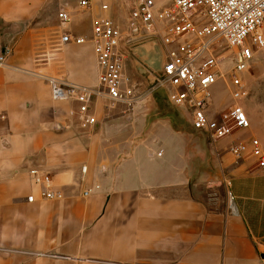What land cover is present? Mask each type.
<instances>
[{
  "label": "crops",
  "instance_id": "crops-1",
  "mask_svg": "<svg viewBox=\"0 0 264 264\" xmlns=\"http://www.w3.org/2000/svg\"><path fill=\"white\" fill-rule=\"evenodd\" d=\"M18 53L0 68V264H264V171L253 158L219 155L238 134L213 145L173 115L155 122V140L143 130L132 145L124 124L143 104L81 127L76 103L54 100L37 74L96 86L91 44ZM31 167L63 198L41 199Z\"/></svg>",
  "mask_w": 264,
  "mask_h": 264
},
{
  "label": "built area",
  "instance_id": "built-area-1",
  "mask_svg": "<svg viewBox=\"0 0 264 264\" xmlns=\"http://www.w3.org/2000/svg\"><path fill=\"white\" fill-rule=\"evenodd\" d=\"M98 4L103 14L91 22L88 37L63 32L61 45L90 43L98 71L97 85L74 84L62 77L38 73L50 87L54 100L71 99L70 111L81 127L97 122L98 102L108 111L119 106L133 107L140 96L125 72V55L139 39L159 41L165 48L164 58L152 89H169L172 105L188 111L194 129L204 131L215 143L236 131L248 130L250 121L243 106L249 92L241 79L258 52H264V0H130L125 29L106 13L107 0H79L78 6L89 9ZM62 25L71 22L65 9L57 13ZM233 49L228 93L219 103L212 100V87L224 77L220 70L218 42ZM7 45L0 49V68L8 66L11 54ZM228 151L236 160L253 158L264 171V149L258 139L233 142ZM161 152H157L160 155ZM86 166H82L84 173ZM28 177L38 195L45 200H60L62 192L53 188L51 175L39 167L28 169ZM97 187V186H96ZM91 189H85L88 196ZM30 193L27 202L35 201Z\"/></svg>",
  "mask_w": 264,
  "mask_h": 264
},
{
  "label": "rangeland",
  "instance_id": "rangeland-1",
  "mask_svg": "<svg viewBox=\"0 0 264 264\" xmlns=\"http://www.w3.org/2000/svg\"><path fill=\"white\" fill-rule=\"evenodd\" d=\"M107 1L110 9L106 14L119 27L125 29L130 0ZM78 2L79 0H0V5H7L9 8L2 14L0 13L3 16H0V24L3 23L7 28L6 31H0V48L5 45L9 46L12 51L17 48V51L20 52L18 53L19 56L24 54L28 57L32 48L35 51L45 50L53 45L59 48L61 46L60 37L63 32L88 37L91 32L92 20L103 13L100 11L98 4L89 9H82L78 6ZM61 9H65L71 14V22L68 24L62 25L57 17V13ZM164 52L165 48L159 41L139 39L130 49L128 48V53L125 55L126 75L140 99L133 107L119 106L115 108V111L122 114L130 113L135 106L143 104L138 119L135 122H125L124 124L125 131L122 136L125 137V142H132V145L142 138L141 136L146 130H148L150 139L155 140L156 137L152 133L149 134V131L154 127L157 120H162V124L159 125L163 128L165 124L169 123L168 117L170 116L175 115L177 122L180 124H185L187 119H190L188 111L171 104L169 89H152L154 84L152 79L159 71L158 68L162 64L161 60L164 58ZM232 53V48L226 46L223 41L218 42L217 54L222 60L220 70L224 77L212 87V95L217 97V103L223 100V94L228 93L226 82H229V71L233 63ZM75 57L74 59L80 60V58ZM241 79L249 92V97L243 101V106L249 118L250 127L248 130L236 131L232 135L238 134V138L245 140L247 143L252 138H256L259 140L262 149H264V52L256 54L249 68L241 73ZM68 100L65 98L56 101ZM101 103L99 101L95 108L97 126L109 118L107 107L101 105ZM133 124H135L133 128H130L129 126ZM136 128H140L141 132ZM158 132V135H164L160 130ZM232 143H228L223 147L219 155L227 154ZM221 144L222 141L217 143L218 146ZM159 151L161 152V150Z\"/></svg>",
  "mask_w": 264,
  "mask_h": 264
}]
</instances>
